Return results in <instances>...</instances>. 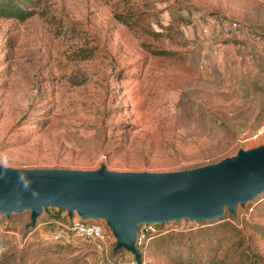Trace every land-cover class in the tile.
<instances>
[{
  "label": "rangeland",
  "instance_id": "rangeland-1",
  "mask_svg": "<svg viewBox=\"0 0 264 264\" xmlns=\"http://www.w3.org/2000/svg\"><path fill=\"white\" fill-rule=\"evenodd\" d=\"M33 10L0 18L1 166L172 172L264 143L252 136L264 120V0H39ZM212 12L248 29L240 38L220 33L217 53L202 29ZM66 212L42 210L33 227L29 210L0 215V264H102L84 242L53 241L44 222ZM232 221L264 258L254 229L264 226L263 192L234 215L162 223L167 232L143 264H188L179 256H201L218 225ZM224 235L223 244L236 239ZM169 236L189 239L190 252L187 243L160 251Z\"/></svg>",
  "mask_w": 264,
  "mask_h": 264
},
{
  "label": "water",
  "instance_id": "water-1",
  "mask_svg": "<svg viewBox=\"0 0 264 264\" xmlns=\"http://www.w3.org/2000/svg\"><path fill=\"white\" fill-rule=\"evenodd\" d=\"M264 192V143L239 149L217 163L172 172H120L101 164L94 170L16 169L0 165V215L29 210L33 227L42 210L56 207L82 219H103L116 238L114 252H130L140 223L213 221L225 209L234 215Z\"/></svg>",
  "mask_w": 264,
  "mask_h": 264
},
{
  "label": "built area",
  "instance_id": "built-area-1",
  "mask_svg": "<svg viewBox=\"0 0 264 264\" xmlns=\"http://www.w3.org/2000/svg\"><path fill=\"white\" fill-rule=\"evenodd\" d=\"M189 18L192 21H197L199 20V14L190 11ZM204 20H206V23L202 29L214 26L227 38H240V35L248 30L240 20L216 12L207 13ZM252 37L256 41L261 39L257 34H253ZM262 135H264V120L252 136L260 137ZM251 210L252 208H249V211ZM232 223L236 227H241L240 222L232 221ZM44 224L52 228L50 234L53 241H68L75 245L84 242L95 252L102 264H136L133 255L124 259L118 253L113 254L116 238L103 219H82L76 213L69 217L66 212L64 219L51 218L45 220ZM165 232L167 230L161 229V224L140 223L138 225L135 246L141 251L142 258L146 254L151 241ZM112 257L114 258L112 259Z\"/></svg>",
  "mask_w": 264,
  "mask_h": 264
},
{
  "label": "trees",
  "instance_id": "trees-1",
  "mask_svg": "<svg viewBox=\"0 0 264 264\" xmlns=\"http://www.w3.org/2000/svg\"><path fill=\"white\" fill-rule=\"evenodd\" d=\"M37 6H39V0H0V18L24 20L35 13L33 8ZM166 53L167 52L163 50L157 52V54ZM230 223L224 222L223 224L218 225V228L223 231L219 232L214 237V244L212 246L210 245V240L205 241L207 247L205 248V252H203V250L200 251V253H202L201 256H189L188 254L185 258L179 256L177 261L184 260L188 264H264L263 256L258 252H255L249 244H246V237L242 231L234 224L232 225ZM254 227L255 231L264 237V226L257 224ZM225 231L234 233L236 239L230 243L224 242L223 244L222 240L225 239ZM57 243L64 245L72 244L68 241H59ZM175 243L178 244L180 248L187 243L188 251L190 252V240H184L179 236L167 237L160 245V251L165 252L169 249L167 248L165 250V247L162 246L163 244L171 246ZM205 253L208 255L205 256Z\"/></svg>",
  "mask_w": 264,
  "mask_h": 264
},
{
  "label": "crops",
  "instance_id": "crops-1",
  "mask_svg": "<svg viewBox=\"0 0 264 264\" xmlns=\"http://www.w3.org/2000/svg\"><path fill=\"white\" fill-rule=\"evenodd\" d=\"M226 16H228V15H226ZM228 17L235 18V17H232V16H228ZM235 19H237V18H235ZM201 26L202 25L198 24L199 31H200V27ZM209 27L210 26H208L205 29H203L205 31L204 32L205 35H203V36L205 37L207 34L210 35L208 37V40H209L208 42L211 44L212 50L217 53L220 50V48H219L220 47V44L217 43V41L220 38V36H222V35H220V32L217 29L209 28Z\"/></svg>",
  "mask_w": 264,
  "mask_h": 264
}]
</instances>
